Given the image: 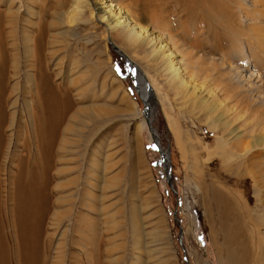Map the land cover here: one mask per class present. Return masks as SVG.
<instances>
[{
	"label": "rangeland",
	"instance_id": "1",
	"mask_svg": "<svg viewBox=\"0 0 264 264\" xmlns=\"http://www.w3.org/2000/svg\"><path fill=\"white\" fill-rule=\"evenodd\" d=\"M72 1L0 0V19L5 26L1 22L0 57L16 54L0 67L3 104L12 102L15 116L30 122L34 87L28 78L39 70L29 57L33 56L31 40L39 19L48 23L42 51L46 55L41 54L47 61L41 70L57 71L56 61L52 63L47 53L57 49L61 73L68 78L51 79L58 92L68 95L72 118L57 124L59 119L54 117L46 130L53 129L59 138L66 123L73 130L68 134L69 159L61 157L52 164L40 190V204L48 212L42 222L45 264H186L183 255L188 264H264V188L252 177V167L245 168L243 157L238 156L236 134L222 133L221 122L226 117L219 120L212 111L217 103L213 84L222 81L220 90L229 89L219 78L227 71L223 55L264 71L257 56L244 58L247 47L263 57L264 0H214L202 7L203 19L214 23L210 20L194 26L183 20L174 25L176 39L195 45L199 67L211 75L208 78L202 73L181 89L165 81L167 75L157 73L160 68L149 67L140 51L123 47L102 23L89 20L87 9L78 22L61 17V24L56 25L57 14L68 10ZM116 1L127 3L143 26L153 28L159 18L190 19L174 0ZM249 18L260 19L259 27H251ZM127 57L146 74L154 89L150 124L166 153L168 167L152 141L142 111L141 85L134 79ZM222 92H217L220 100ZM238 94L240 98L244 92ZM263 100H257L253 109ZM5 110L10 112V107ZM242 120L235 121V127ZM68 177L71 183L65 184ZM84 189L87 206L79 204ZM47 233L52 234L51 248L46 244ZM88 252L95 256L93 263Z\"/></svg>",
	"mask_w": 264,
	"mask_h": 264
},
{
	"label": "bare ground",
	"instance_id": "2",
	"mask_svg": "<svg viewBox=\"0 0 264 264\" xmlns=\"http://www.w3.org/2000/svg\"><path fill=\"white\" fill-rule=\"evenodd\" d=\"M174 2L176 6L181 8L180 11L190 19L159 18L155 19L154 22L156 28H152L151 25L143 26L138 21L139 15L129 11L125 6L127 3L123 2L122 5L121 2L116 0H99L95 4L92 0H74L68 5V10L57 12L55 20L56 25L61 24L63 20L61 17H65L64 21L66 20L69 23L78 22L87 9L89 20L94 19L98 23H102L106 31L111 33L123 47H129L131 50L136 48L140 51L144 55L142 58L146 60L149 67L152 68L155 65L160 68L159 71L155 69V72L157 71L159 74L162 72L163 75H167L165 81L181 89L191 84L190 81L201 76L202 73L204 77L208 78L211 75L199 67L200 58L194 54L195 45L193 43L187 45L186 42L178 41L176 39L177 35L172 32V29L176 23L180 24L183 20H190L194 26H198L197 22L213 21V19H203L202 7L206 8V5L203 4L210 5L214 0H174ZM199 15L202 19H196ZM247 21L251 27H259L258 24L261 23L260 19L249 18ZM1 22H3L2 27L4 28L2 19H0V24ZM12 22L15 24L16 20L13 19ZM44 24L45 19H39L36 23V34L31 40L32 57H29V46L25 48L29 61L36 65L39 70L36 75L28 78L33 84L32 87H34V99L32 101L34 103L29 111L26 108L30 115L29 118H31L30 122L22 119L21 116H15L16 112L12 111L14 105L12 102L7 104L6 100V105L3 104L5 87L0 84V253L1 256L3 255V257L0 256V264H45L46 254L45 244L42 242L44 235L42 222L47 217L48 212L47 208L40 204V200H43L40 190L44 185L46 173L52 168V164L60 160L61 157L69 159V154L72 152L71 147L67 144L71 142L68 134H71L73 130L69 123L65 124L64 134H61L60 138L53 129H50V132L46 130L47 125L51 123L54 117L59 119L57 124H62L69 121L72 114L70 113L69 99L66 97L68 95L58 92L56 84L51 80L52 77H58L68 81L67 75L61 73L62 58L60 59L57 49H51L47 52L51 55L52 63L56 61L54 65L57 71L54 74H49L46 70H41L43 61H47L46 56L44 60L41 56V54L46 55L42 51L45 47L43 45L45 42L44 33L48 23ZM185 32L187 34V31ZM12 33L13 31H8L9 36ZM10 46H13V44L11 43ZM117 49L121 53L119 48ZM246 52L247 55L244 54V58L252 59V57L257 56L264 63V52L263 57L259 56L256 51L249 50L248 47ZM15 55L11 53L2 55L0 57V67L6 61L12 60ZM242 59L240 58V60ZM126 60L133 71L134 79L141 85L140 89H142L143 101L145 102L143 113L152 133V140L155 139L158 142L149 118L154 89L148 83L146 74L140 71L134 61L129 57ZM222 65L226 67L227 71L225 74H221V76L225 75L223 76L225 79L221 76L219 78L225 80V83L227 82L229 89L226 87V91L224 89L223 92L220 90L223 84L222 81L213 84V92L217 95V98L215 97L217 103L212 111L216 112L219 120L223 116L226 117L225 121H223L224 119L223 122L220 121L222 123V133L229 136L230 134H236L235 139L237 141H235L237 142L238 156L243 157V164H246L245 168L252 167L250 169V171H253L252 177H256L262 188H264V71L261 67L257 69L253 63H251L252 67H249V65L242 64L237 59L230 60L225 55L222 56ZM162 74L160 75L163 76ZM2 80L0 76V81L3 82ZM33 80H38V82L34 83ZM234 81L238 82L235 86H231ZM217 92L223 93L221 100L218 98ZM240 92H244V94L237 98ZM64 95L65 97H63ZM259 99L263 100V103L260 107L253 109V105ZM24 105L28 107L27 99H24ZM6 107H10V112H5L7 111L5 110ZM242 118L240 125L235 127V121L238 122ZM242 128L243 130H241ZM8 130L9 133L6 134ZM53 143L55 144L53 145ZM259 149L260 151H258ZM63 151L64 155H62ZM160 155L161 159L163 158L165 161V167H168L166 153L161 150ZM68 171H70L69 167L66 168V172ZM168 171L170 173V170ZM70 183L69 177L66 178L65 184ZM86 193L85 189L81 193L79 200L81 206H87ZM46 237L48 240L46 244L48 248H51L52 234L47 233ZM88 254L91 260L89 261L93 263L95 256L93 257L91 252H88ZM50 264H55V262L51 261Z\"/></svg>",
	"mask_w": 264,
	"mask_h": 264
},
{
	"label": "water",
	"instance_id": "3",
	"mask_svg": "<svg viewBox=\"0 0 264 264\" xmlns=\"http://www.w3.org/2000/svg\"><path fill=\"white\" fill-rule=\"evenodd\" d=\"M144 109V108H143ZM143 111V110H142ZM153 141V143L155 144V146L157 147V149H158V151H159V155L161 154V147L159 146V144H158V142L155 140V139H153L152 140ZM161 156V155H160ZM169 170V169H168ZM167 170V179L169 178V171ZM179 242H180V236H179ZM183 257H184V260H185V262H186V264H188V262H187V259H186V257L183 255Z\"/></svg>",
	"mask_w": 264,
	"mask_h": 264
}]
</instances>
